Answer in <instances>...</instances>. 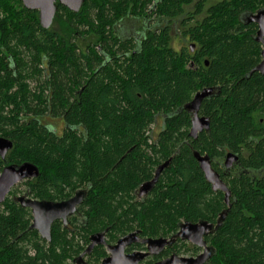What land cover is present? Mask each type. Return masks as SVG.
<instances>
[{
  "label": "trees",
  "instance_id": "obj_1",
  "mask_svg": "<svg viewBox=\"0 0 264 264\" xmlns=\"http://www.w3.org/2000/svg\"><path fill=\"white\" fill-rule=\"evenodd\" d=\"M193 2L84 0L74 11L57 1L44 28L38 10L0 0V136L14 143L0 156V174L9 164L35 163L39 176L23 183L41 200L67 199L87 185L80 207L87 225L73 218L72 230L57 220L51 241L31 228L32 211L14 201L13 189L0 203V264H73L90 232L110 227L115 240L141 229L157 237L224 212L211 237L218 250L212 264H264V74L250 75L262 44L258 25L244 19L264 0H222L206 11V0L187 9ZM130 17L155 25L123 36L118 27ZM176 19L189 42L179 49L172 45ZM216 86L221 92L200 108L210 129L193 138L185 106ZM56 116L64 137L46 122ZM194 151L209 155L231 191L229 205ZM228 152L240 157L231 169L223 164ZM170 158L139 198V186ZM105 254L97 248L90 264Z\"/></svg>",
  "mask_w": 264,
  "mask_h": 264
},
{
  "label": "water",
  "instance_id": "obj_2",
  "mask_svg": "<svg viewBox=\"0 0 264 264\" xmlns=\"http://www.w3.org/2000/svg\"><path fill=\"white\" fill-rule=\"evenodd\" d=\"M24 5L32 10L39 11V18L44 28H49L52 25L54 16L57 11V1L67 6L71 10L77 11L80 9L84 0H22ZM244 19L248 23H256L258 25L255 34V40L262 43L261 61L250 71V75L254 72L264 74V8L259 9L253 13L244 15ZM192 51L195 50V44H191ZM208 64V61H206ZM221 92L219 87H206L199 90L194 98L186 104V108L191 112V129L190 135L196 138L198 134L204 130H209L211 119L208 116L200 114V108L205 98L212 95H217ZM14 143L11 139L0 136V156L5 158L8 151L12 149ZM194 156L198 160L200 168L204 172L206 179L212 184L215 191H223L225 193V200L229 203L231 191L227 183L221 178L220 173L213 167L212 160L209 155L201 154L199 151H194ZM239 154L235 152H228L224 159V166L231 169L238 161ZM171 158L160 164L156 169L155 175L151 180L143 182L138 194L140 197H146L154 189L163 171L170 165ZM40 174L39 167L33 162H24L22 164L6 165L0 174V203L4 202L14 186L27 179H33ZM85 191H78L73 197L63 200H41L33 198L29 193L17 195L14 201L20 203L23 207L30 208L33 213L32 229L38 230L42 238L52 240V225L58 220L62 219L65 224L68 223V216L75 212L77 206L83 202ZM226 212L223 213V215ZM222 215V217H223ZM222 217L219 223L221 224ZM208 221L198 223L183 222L179 235L184 239L193 240L195 242L204 243L202 241L203 232L210 227ZM138 231L130 233L123 237L117 245L110 246L112 255L105 258L100 264H139L147 255L145 252H133L132 254H125L124 248L126 245L139 241L137 236ZM198 236V237H197ZM92 243L85 253H89L94 245L105 242V232H99L91 237ZM149 244V249L153 253H159L164 245L167 243L166 239L159 237L156 239L149 238L143 240ZM82 254L80 257H83ZM207 260L206 254H201L197 258H181L182 264H203ZM155 264H165V261H160Z\"/></svg>",
  "mask_w": 264,
  "mask_h": 264
},
{
  "label": "flooded vegetation",
  "instance_id": "obj_3",
  "mask_svg": "<svg viewBox=\"0 0 264 264\" xmlns=\"http://www.w3.org/2000/svg\"><path fill=\"white\" fill-rule=\"evenodd\" d=\"M138 35L139 34H133V35H130V36L138 37ZM46 118H53V119L57 118V119H59V121L63 124L62 128L60 129V128L56 127V126H53V128L57 132L59 137H64V131H65V126H66V124L64 122V119L62 117H59V116L46 117ZM158 128H160V127L158 126ZM80 130L83 131L84 129L81 128ZM157 131H158L157 125H155V126L152 127V129H151V131H149V133H150V135H155ZM152 139H153V136H152ZM223 164H224V162H223ZM154 175H155V173H154ZM138 189H137L136 193L139 196ZM78 191H85V196H84L83 202L80 203L77 206V209H76L75 212L71 213L68 216V223L67 224H65L62 219H58V220L62 221L63 224L66 227H70L72 230H75V227H73L71 225V222H70V220H73V218H77L78 222H80V223L84 222V225H87V220H86V218L84 216V213L82 211H80V209H81L80 207L85 203V200H86V197H87V185L78 186V188L74 191V193L69 198L73 197ZM219 191H221V190H219ZM25 193H29L33 197V195L29 191L26 190ZM223 194H224V197H225V193L224 192H223ZM15 196H17V195H15V194L12 195L13 199H14ZM33 198H35V197H33ZM69 198H67V199H69ZM139 198H145V197H140L139 196ZM67 199H63V200H67ZM63 200H54V201H63ZM229 203H230V200H229ZM229 203L226 201V204L229 205ZM221 217L222 216L219 215L218 218L216 219V221H211V220H208V219H200V220H198L196 222H192V223H198V222H202V221H208L211 224V226L208 227L202 234V241L204 243L195 242V241L189 240V239H184L182 236H180L179 232H180V229H181V224L183 222L179 225V228L175 232H172V233H170L168 235H160V236H157V237L145 236V235L142 234L141 229H134V230L129 231L126 234L120 235L117 239L114 240V238H113V234L114 233H113V230L110 227H106L104 229L96 230L94 232H90L89 233L88 242L86 244L85 249L82 252H80V254H78L73 259V264H90L91 263L90 257L95 253L97 248L102 246L104 248L106 254L101 258L100 262L97 263V264H100L105 258H107V257L112 255V251L110 250V246L117 245L118 242L123 237H125V236H127L130 233H133L135 231H138L137 236L139 237V241L132 242V243L126 245L125 248H124V251H125V254H132L133 252H137V251L138 252L147 253V255L144 257V259H142L139 262V264H155V263L160 262V261H165V264H182V262L180 261L181 258H197L201 254H206V257H207V260L203 264H212V262H214L215 259L217 258L216 256L218 254V250L216 248V245L214 244V241L211 239V237L215 233V231L218 229V227L221 225L219 223ZM99 232H105V242L101 243V244L94 245V247L92 248V250L89 253H85V251L89 248L90 244L92 243L91 237L94 234L99 233ZM159 237L165 238L167 243L164 245L163 249L159 253H153L149 249V244L143 242V240L149 239V238L156 239V238H159ZM82 254H84L83 257H80Z\"/></svg>",
  "mask_w": 264,
  "mask_h": 264
},
{
  "label": "rangeland",
  "instance_id": "obj_4",
  "mask_svg": "<svg viewBox=\"0 0 264 264\" xmlns=\"http://www.w3.org/2000/svg\"><path fill=\"white\" fill-rule=\"evenodd\" d=\"M199 1V0H194L193 4H191L190 6L187 7V9L189 10H192L194 11L195 10V3ZM222 0H206V3H205V11L206 9L212 5V4H216L218 2H220ZM205 11L200 14L199 16H197V18L201 19L203 17V15L205 14ZM149 24V25H155V22L153 23H146L144 21H142L141 19H138V18H133V17H130V18H125L119 25L118 28H120V32L122 33L121 35L123 36H130V35H133V34H140V33H143L144 31V26L146 27V25ZM173 25V40H172V45L179 49L181 48L183 45H188L189 42L184 39V36H183V33H182V28H180V20L176 19L174 20V22L171 23ZM88 39V38H87ZM35 83L32 82V85H34ZM46 122L49 123L50 125L52 126H56L58 128H62V123L59 121V119L55 118H47L46 119ZM158 129V127H157ZM24 180L17 183L13 189H17V192L15 195H21V194H24L27 190L26 186L24 185ZM139 197V196H138Z\"/></svg>",
  "mask_w": 264,
  "mask_h": 264
}]
</instances>
